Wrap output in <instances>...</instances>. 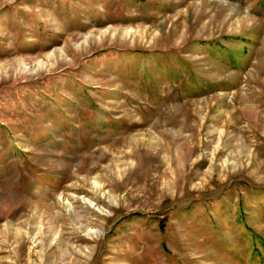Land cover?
I'll list each match as a JSON object with an SVG mask.
<instances>
[{
    "label": "rangeland",
    "instance_id": "1",
    "mask_svg": "<svg viewBox=\"0 0 264 264\" xmlns=\"http://www.w3.org/2000/svg\"><path fill=\"white\" fill-rule=\"evenodd\" d=\"M0 264H264V0H0Z\"/></svg>",
    "mask_w": 264,
    "mask_h": 264
}]
</instances>
